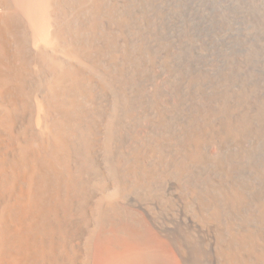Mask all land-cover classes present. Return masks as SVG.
<instances>
[{
  "label": "bare ground",
  "instance_id": "obj_1",
  "mask_svg": "<svg viewBox=\"0 0 264 264\" xmlns=\"http://www.w3.org/2000/svg\"><path fill=\"white\" fill-rule=\"evenodd\" d=\"M216 16L0 0V264H264V4Z\"/></svg>",
  "mask_w": 264,
  "mask_h": 264
},
{
  "label": "rangeland",
  "instance_id": "obj_2",
  "mask_svg": "<svg viewBox=\"0 0 264 264\" xmlns=\"http://www.w3.org/2000/svg\"><path fill=\"white\" fill-rule=\"evenodd\" d=\"M186 7L189 9V12L192 14V17H184L180 19V23L182 24V28L185 29L187 27V22L190 23L191 19L195 20V22L201 26L205 24H210L216 21V13H225L227 11L234 12L236 9H239L247 0H231L232 2H238L236 6H232L231 4H227L229 0H182ZM264 4V0H260ZM179 15L181 12L178 13ZM177 14V15H178ZM245 19L238 23L235 28H232V32L234 36L241 37L242 34L246 31V27L242 26V23L245 24ZM257 26H260V22H256ZM184 33H188L185 31ZM232 37V35H226L225 39ZM231 50L240 49L238 45H234L232 47H227Z\"/></svg>",
  "mask_w": 264,
  "mask_h": 264
}]
</instances>
